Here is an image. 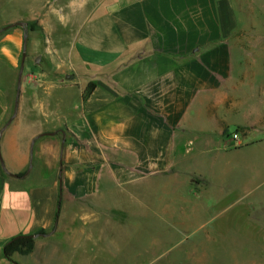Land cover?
<instances>
[{
	"label": "crops",
	"instance_id": "1",
	"mask_svg": "<svg viewBox=\"0 0 264 264\" xmlns=\"http://www.w3.org/2000/svg\"><path fill=\"white\" fill-rule=\"evenodd\" d=\"M28 21L42 33L15 25ZM4 27L0 264H36L3 248L39 230L34 250L64 239L66 255L115 252L120 223L96 239L98 215L153 208L157 193L233 187L243 161L224 137L263 130L264 97L229 43L228 0H0Z\"/></svg>",
	"mask_w": 264,
	"mask_h": 264
},
{
	"label": "rangeland",
	"instance_id": "2",
	"mask_svg": "<svg viewBox=\"0 0 264 264\" xmlns=\"http://www.w3.org/2000/svg\"><path fill=\"white\" fill-rule=\"evenodd\" d=\"M228 1L233 18L229 43L236 61L247 66L251 87L257 88L253 80L259 79L264 97V0ZM258 111L264 114V104ZM230 132L224 137L232 150L229 158L243 162L233 165V187L227 186V193L219 185L207 187L209 193H157L153 208L134 202L127 214L98 215L93 237L112 231L115 252L105 246L107 252L93 247L88 256L70 250L66 255L61 239L33 247L29 254L38 258L36 264H264V143L259 144L264 128L248 135L241 129ZM109 221L121 229L110 231ZM75 227L80 232L83 225ZM29 254L17 253L24 259Z\"/></svg>",
	"mask_w": 264,
	"mask_h": 264
},
{
	"label": "trees",
	"instance_id": "3",
	"mask_svg": "<svg viewBox=\"0 0 264 264\" xmlns=\"http://www.w3.org/2000/svg\"><path fill=\"white\" fill-rule=\"evenodd\" d=\"M24 27L27 31H37L42 33V28L35 21H28L24 23ZM6 30V27L0 29V33ZM94 88L93 84H89L83 94V99H85L88 94ZM46 236V232L39 230L35 233V237ZM34 247V238L32 236H21L12 239L3 248V253L7 259H10L14 253H20L23 255L31 253Z\"/></svg>",
	"mask_w": 264,
	"mask_h": 264
},
{
	"label": "water",
	"instance_id": "4",
	"mask_svg": "<svg viewBox=\"0 0 264 264\" xmlns=\"http://www.w3.org/2000/svg\"><path fill=\"white\" fill-rule=\"evenodd\" d=\"M15 25H18V26H24V23H17ZM11 26H14V25H11ZM25 52L22 53L21 55V60H20V67H19V74H18V81H17V91H16V95H15V103H14V113L16 112L17 110V100H18V96H19V88H20V77H21V73H22V70H23V66H24V61H25ZM40 60L41 58L40 57H37L35 60H34V63L36 65H38L40 63ZM71 77H66V79H69ZM12 120V119H11ZM9 120L8 123L11 121ZM7 123V124H8ZM0 162H1V157H0ZM33 238H35V236H32Z\"/></svg>",
	"mask_w": 264,
	"mask_h": 264
}]
</instances>
